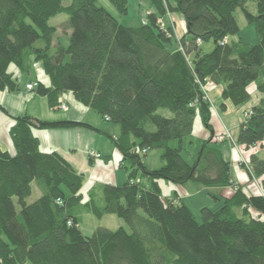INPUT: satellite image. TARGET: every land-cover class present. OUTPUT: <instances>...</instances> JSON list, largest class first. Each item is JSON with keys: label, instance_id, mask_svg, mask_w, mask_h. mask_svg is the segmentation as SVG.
<instances>
[{"label": "trees", "instance_id": "16d2710c", "mask_svg": "<svg viewBox=\"0 0 264 264\" xmlns=\"http://www.w3.org/2000/svg\"><path fill=\"white\" fill-rule=\"evenodd\" d=\"M98 1L0 0V92L19 90V76L41 63L51 86L39 83L36 93L52 109L72 93L120 126L113 143L128 175L124 186L83 193L86 176L64 156L43 153L33 130L89 126L15 118L16 153L0 148L1 264H264V196L252 189L253 179L264 188V0H150L140 28L119 23ZM107 1L128 14V0ZM238 11L256 29L257 45L234 39L244 28ZM168 13L186 23L180 49H172V27L160 22ZM59 15L68 16L67 47L55 42L51 21ZM207 42L214 48L205 53ZM209 83L223 85V98L237 107L250 103V87L258 83L262 98L246 111L237 135L239 148L252 151L245 166L250 186L234 181L232 163L213 139ZM198 119L210 138L189 163L183 143ZM149 151L160 152L159 170L146 168ZM162 181L199 184L221 207H203L199 222L177 191L162 194ZM33 183L41 196L29 204ZM87 214L115 215L130 229L97 227L85 236Z\"/></svg>", "mask_w": 264, "mask_h": 264}, {"label": "crops", "instance_id": "0c3cea01", "mask_svg": "<svg viewBox=\"0 0 264 264\" xmlns=\"http://www.w3.org/2000/svg\"><path fill=\"white\" fill-rule=\"evenodd\" d=\"M173 22L176 21L174 20ZM166 23L169 24L167 21ZM174 26L175 25H173V27ZM174 30L176 31L175 27ZM176 34L178 36L179 33L176 31ZM240 39L242 40V38ZM36 82L43 84L45 87L51 86V81L48 75H46L42 64L39 62L34 65L32 73L19 76V90L14 93H9L7 91L0 92V107H2V109H0V148L5 152L8 151L10 154L15 155L16 149L10 132L14 127V119L17 117L29 116L48 123L60 121L83 123L89 127L82 125L49 130L35 129L33 130V136L38 140L40 150L43 153L50 154V152H56L64 156L79 173L86 176V182L82 192L96 185L108 184L113 186H124L127 182L128 175L121 166L123 155L117 150L113 143L114 139L120 137V129L116 126L112 127L108 125L107 123H110L108 121L107 123H105L106 121L102 122L104 118L98 113L92 114L89 111L90 109L77 101L72 93L65 94L59 98V101L61 100L67 104V111H63L60 108L58 110L52 109L46 98L41 97L36 93V90L30 91L27 89L28 84ZM210 86L211 85H209V87ZM221 106H223L224 111L229 108V106L224 103ZM213 117V128H215V134L219 135L224 132L222 125H224L225 122L217 116ZM195 124V131L193 135L188 138L191 145L189 147V161H191V163L192 159H196L202 142L210 138L209 132L203 127L201 121ZM235 135H238L237 131H235ZM216 146L223 151L224 157L232 163L234 181L241 185L248 183L250 186L251 183L248 170L245 169V167L243 168L240 164L242 162L241 158L245 160L250 159L249 156L252 151L244 149L242 155L237 154V151L232 148L228 141L217 143ZM184 147L185 145L183 143V148ZM93 151L102 154L103 158L100 160L91 159L89 153ZM259 156L264 159L263 154ZM159 164H161V162L159 158L155 156L148 160L145 166L147 169L157 170L154 167H157ZM160 184L162 187V194H166L169 198L174 195L175 186L165 182H161ZM197 185L193 192L194 194L186 191L185 187H181L183 189V194H186L188 199L203 195L206 189L199 184ZM255 186L257 187L256 190H259L255 182L252 189L255 190ZM198 187L201 188V190H198ZM256 190L254 192H256ZM188 199H186V197L182 198L183 202L187 204L192 211L191 204L187 202ZM204 207L209 208L208 205H204ZM202 209L203 208H201V210ZM192 213L194 214L193 211Z\"/></svg>", "mask_w": 264, "mask_h": 264}, {"label": "rangeland", "instance_id": "374dc122", "mask_svg": "<svg viewBox=\"0 0 264 264\" xmlns=\"http://www.w3.org/2000/svg\"><path fill=\"white\" fill-rule=\"evenodd\" d=\"M169 1L172 4L175 3L174 0H169ZM128 3H129L128 14L127 15H121V14L117 13L114 6L109 1L100 0L97 2L98 6L105 8L108 12L113 14L117 18L119 23H121L124 26L129 27V28H131V27L140 28L141 26L146 24L145 22L147 21V16L151 13V9H150L151 8V2H150V0H128ZM253 7L254 6L251 5L252 10L254 9ZM235 16H236V19L239 21L240 25L244 28L242 29V33L238 37H234V39L242 38V41H244V43H246L249 46L250 45L251 46L257 45L258 40L256 38V29L254 28V26L253 25L247 26L246 21H245L246 19L243 18V14L241 11H238ZM173 18L177 23L173 22L174 21ZM177 18H178V20H177ZM67 21H68V16H65V15H59L58 17H56L55 19H53L51 21L52 26L58 28V32H57L55 42L60 41L64 47H67L69 45V37H68L67 33H70V31L66 30V28L64 27V25L67 23ZM166 21L169 24H167ZM161 23H163L165 28H168L171 26L172 29L174 30V27H175L176 31L179 34H178V36L176 35L177 37L173 43L174 45L172 46V49H180L181 44L179 43L178 40L180 39L179 37H182V35L185 34V32H184L185 29L183 27L185 22H184L182 16L179 14H176V13H173V14L168 13L166 15V17L162 20ZM173 25H175V26L173 27ZM176 31L174 30L175 34H176ZM202 48H203L205 53L210 52L214 48V42H207V43L203 44ZM28 85H27V88H28ZM209 85H211L210 87H212V88L207 87L206 93H207V96H210V98H211V103H212V106L214 107V116L221 118L225 122V124L222 125L223 131H224L223 133L224 134H230L232 140L228 141V142L231 144L232 148L237 151V154L242 155V153H244V151H243L244 149L242 150L241 148H239V146L237 144L238 137L235 135V131H237L239 133L240 128H241L240 125L242 124L244 117H246L245 116L246 111L250 112V111H252L254 106L259 105V102H260L262 96H261V94H259L258 89H257L258 83L252 84V86L250 87V90H249L250 94H252V100L250 101V103L245 104L242 107H237V106L233 105L231 102H229L228 100H225L223 98V95H222L223 85H220V84L216 85V84H212V83H209ZM30 91H34V90H30ZM223 103L227 104V106H229V108L226 109L225 111L223 110V106H221ZM86 108H88V107H86ZM67 110H63V111H67ZM89 111L92 114H97V112L94 111L93 109H90ZM162 113H164L165 115H169L168 111L167 112L163 111ZM199 121H200L199 119L196 120V122H199ZM102 122L107 123V120L102 119ZM107 124L111 125L112 127L116 126L117 128L120 129V126L116 125L115 123L114 124L113 123H107ZM184 145H185V147L182 150L183 151L182 155L185 158V160L190 163L191 161H189V158H190L189 147L191 145H190V140H188V138L184 139ZM171 147L172 148L179 147V142L178 141H172ZM197 155H198V153H197ZM155 156H157L159 158V161L161 162L160 152L149 151V154H148L147 158L144 160V163H147L148 160H150L152 157H155ZM90 157H91V155H90ZM194 162H195V160L192 159V163H194ZM246 164H247V162H245L244 164H240V165L244 168L246 166ZM159 165L157 167H154V168L159 170V168L162 166V162ZM245 169H246V167H245ZM248 173L250 174L249 171H248ZM250 176L251 175H249V177ZM253 181L255 182V184L257 183V180L253 179ZM162 182H165V181H162ZM167 184H170V183H167ZM196 185H197L196 183L191 182V183H189L185 186H181V187H185L186 191H189L190 193L194 194L193 192L195 191ZM175 187H176L175 191H177L181 196L186 197V199H188L186 194H183V189L181 187H177V186H175ZM32 189H33V193L31 195V197L28 199L29 204L37 201V199L41 196V193H40L39 189H37V186L35 183H33ZM198 190H201V188L198 187ZM86 191L87 190L85 189L83 191V193L84 192L86 193ZM164 196L166 197L167 195L164 194ZM16 202L18 204L17 200H16ZM187 202L189 204H191L192 211L196 215V218L199 222H202L200 210H201V208L204 207V205H208L209 208L211 210H213V212L219 210L221 207V204L219 205V203L212 201V198L208 195L207 191H205L203 195H198L193 199H191V198L188 199ZM97 227H104V228H109L112 230H118V228H120V227L126 228L127 230L130 229L127 227V225L123 219H121L115 215H112V214H107L106 216H104L102 218H97V217L93 216L92 214L85 215L84 222L81 224V230L83 231L84 235L85 236H91L96 231ZM25 264H31V263L27 262Z\"/></svg>", "mask_w": 264, "mask_h": 264}, {"label": "built area", "instance_id": "2783aa9c", "mask_svg": "<svg viewBox=\"0 0 264 264\" xmlns=\"http://www.w3.org/2000/svg\"><path fill=\"white\" fill-rule=\"evenodd\" d=\"M160 22H162V21H160ZM183 27H184V29H185V33H186V23H184V25H183ZM198 43H200L201 44V42L200 41H198ZM38 85H39V83L38 82H36V83H33V84H29L28 85V90H35L37 87H38ZM206 89L204 88V91H205ZM206 93V92H205ZM206 95H207V93H206ZM209 98V96H207V98L206 99H208ZM60 103H61V105H60V109L61 110H67L68 109V106H67V104L65 103V102H62L61 100L59 101ZM213 139H214V141H215V143H222V142H225V141H231L232 140V138H231V136H230V134H224V133H221V135H216L215 137H213ZM145 152V151H144ZM145 153H147V152H145ZM89 155H91V158L94 160H100V159H102L103 158V155L102 154H100V153H97V152H95V151H93V152H91V153H89ZM241 163L242 164H244L245 162H246V160L245 159H243V158H241ZM257 186H258V189L260 190V194H262V196H264V188L262 187V185H261V183L259 182V181H257Z\"/></svg>", "mask_w": 264, "mask_h": 264}, {"label": "water", "instance_id": "95a60500", "mask_svg": "<svg viewBox=\"0 0 264 264\" xmlns=\"http://www.w3.org/2000/svg\"><path fill=\"white\" fill-rule=\"evenodd\" d=\"M0 264H1V262H0Z\"/></svg>", "mask_w": 264, "mask_h": 264}]
</instances>
